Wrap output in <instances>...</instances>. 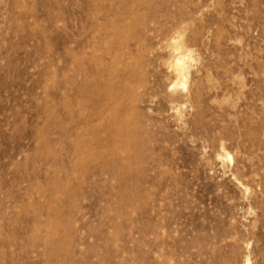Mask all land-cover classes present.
Returning <instances> with one entry per match:
<instances>
[{"label": "rangeland", "instance_id": "374dc122", "mask_svg": "<svg viewBox=\"0 0 264 264\" xmlns=\"http://www.w3.org/2000/svg\"><path fill=\"white\" fill-rule=\"evenodd\" d=\"M0 85V264H264V0H0Z\"/></svg>", "mask_w": 264, "mask_h": 264}, {"label": "bare ground", "instance_id": "6f19581e", "mask_svg": "<svg viewBox=\"0 0 264 264\" xmlns=\"http://www.w3.org/2000/svg\"><path fill=\"white\" fill-rule=\"evenodd\" d=\"M20 81V80H19ZM5 82V81H4ZM3 83V82H2ZM6 83H8V82H6ZM3 85V84H2ZM1 86V85H0ZM6 87V86H5ZM9 88V87H8ZM3 89V88H2ZM5 89V88H4ZM8 90V89H7ZM6 97V96H5ZM18 97V96H17ZM13 97H11L10 99H12ZM17 99V98H16ZM32 99V98H31ZM5 100V99H4ZM15 100V99H14ZM7 104V103H6ZM8 105V104H7ZM10 107V106H9ZM8 107V108H9ZM6 108V107H5ZM19 108V107H18ZM13 109V108H12ZM18 110V109H17ZM6 111V110H5ZM13 111V110H12ZM11 112V111H10ZM4 113V112H3ZM7 113V112H6ZM8 113H9V111H8ZM20 113V112H19ZM16 114V113H15ZM5 115V114H4ZM1 117V116H0ZM20 118V117H19ZM1 121V120H0ZM8 123V122H7ZM22 123H23V121H22ZM9 124V123H8ZM12 124V123H11ZM10 125V124H9ZM4 127V126H3ZM7 128V127H6ZM6 131V130H5ZM13 131V130H12ZM7 134V133H6ZM15 134V133H14ZM5 137V136H4ZM11 140H13V137H12V139ZM15 142V141H14ZM12 144V143H11ZM6 146V145H5ZM14 146V145H13ZM21 147H22V145H21ZM20 147V148H21ZM3 148V147H2ZM7 149V148H6ZM4 151V150H3ZM6 151V150H5ZM20 153V152H19ZM11 155V154H10ZM21 156V155H20ZM18 158V157H17ZM17 162V161H16ZM14 168H15V166H14ZM157 252V251H156ZM157 255V254H156ZM155 259V258H154Z\"/></svg>", "mask_w": 264, "mask_h": 264}]
</instances>
